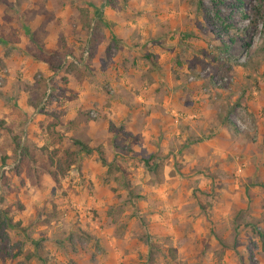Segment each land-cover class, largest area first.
Wrapping results in <instances>:
<instances>
[{"label": "rangeland", "instance_id": "374dc122", "mask_svg": "<svg viewBox=\"0 0 264 264\" xmlns=\"http://www.w3.org/2000/svg\"><path fill=\"white\" fill-rule=\"evenodd\" d=\"M107 1L111 8H121L125 5L124 0ZM201 1L211 9L208 0ZM226 1L239 5L236 10L230 5L218 7L225 23L231 25L229 33L234 37L229 52L224 55L216 49L218 42L209 32L201 9L196 6L197 0H193L188 1V4L190 8L196 9V38L200 42L198 54L192 56L190 53H177L171 58L176 64L183 61L187 64L183 77L204 78L200 88L208 89V92H204L207 99L214 95L213 78L218 81L216 85L220 88L219 92L214 90L215 93H224L228 97V94L241 89L240 83L234 81L236 77H264V0ZM0 4L5 7L3 21L0 22V41L11 44L19 41L17 30L19 34L21 26L18 18L21 15L24 16L21 18L23 23L32 22V41L39 43L41 38L47 36L49 30L55 33L56 48L49 49L53 52L49 57L55 69L47 68L58 74L55 78L51 77L49 82H44L42 77H34L29 86V89L33 90L27 105L32 107L31 112L27 115L14 113L9 123L11 127L5 124V128H0L10 140V145L4 144V138L0 141V166L5 162L4 155L7 159L5 164L9 167L5 174H0V210L7 207L10 209L7 214L10 225L4 228V235L0 239V264H24L18 255L24 244L22 239L35 231L37 233L38 222L51 219L59 223L53 240L58 241L61 248H81L84 243H89L99 249L96 234H101L105 239L112 236L121 237L126 231H130L140 236L147 246L145 264H264V252L260 249L261 239L257 235L259 232L264 233V200H260V193L264 192L263 152H259L257 156L253 152L247 162L240 161L241 157L236 159L234 169L230 173L232 178L227 181L228 179L217 177L215 172L208 170L210 166L205 164L200 163L199 167L203 173L206 171V178L191 177L192 174L184 170L186 163L165 161L163 158L155 161L153 157L145 154L137 155L128 146H118L119 155L109 162L101 163L107 166V170L101 178L102 188L97 192L92 182L81 177L75 168L77 160L81 157L80 153L85 152L72 142L73 138L68 135L67 127H64L68 124L69 129H72V124L66 123L65 114L68 111L59 110L57 114L56 109H62L64 103L66 75L70 71L76 72L75 76L80 73L73 59L76 63L81 62L83 69L89 73L97 67H88L84 59H90L91 54L98 49L94 46L100 42L93 47L89 43L90 27L93 30L92 39L94 34L100 36L96 30L98 22H91L84 0H0ZM149 4L152 5L153 2ZM79 8L87 10L88 30L81 29ZM122 9L128 10L127 7ZM36 15L40 18L35 21ZM2 29L11 33V36L4 34ZM14 37L17 41H13ZM24 37L26 38V35ZM21 47L29 56L39 54V51L30 48L33 46L28 43L21 44ZM83 57L85 58L82 59ZM100 85L106 90L105 86ZM52 108L55 113L47 111ZM35 113H43L44 116L34 122ZM84 115L89 119L95 117L94 114L93 117L90 115L89 110ZM0 120H3L2 117ZM25 121L29 124L27 123L24 129ZM227 122L234 130L242 129L234 117L227 119ZM33 124L39 125L41 129H30ZM251 124L253 125V122L248 118L247 126L251 127ZM9 132L17 137V141L11 138ZM119 136L123 141L129 139L123 132ZM21 146L26 148L28 154L20 161L18 152ZM4 149L9 150L8 156L3 153ZM63 150L73 153V162L60 174ZM245 150L244 147L241 152ZM234 151L235 154L239 153L237 149ZM96 154L102 157L99 147L96 148ZM49 172L55 173L54 181ZM42 173L49 177L45 182V189L48 191L45 196H40L44 189L39 191L37 195L40 196L38 201L41 205L33 207L26 220L20 221L15 211L19 210L17 205L20 204L16 195L19 190L17 188L24 186V193L30 189L27 194L30 195L34 186L36 188L44 184ZM213 173L215 179L210 177ZM205 179L209 184L203 181ZM73 180L77 181L74 184H77V190L82 193L67 191L72 188L70 181ZM27 182L29 184H25ZM227 184L232 185L234 194L231 204L232 226L222 224L224 221L220 216V224L217 227L218 223L213 220L211 211L212 196L215 195L213 188H225ZM29 185L33 187L29 188ZM252 186H256V190H252ZM97 200L102 204L96 206ZM58 202L63 206L58 210L53 209L51 204L57 205ZM197 215L204 218L202 222L194 225L193 218ZM189 217L190 222L182 221ZM195 229L200 231L199 234H195ZM175 233L180 234V239L173 244L171 238ZM226 234L230 235L229 240L227 236L223 238ZM56 243L54 241V244ZM31 244L34 250L38 249L37 244ZM178 247L181 248L180 251H177ZM226 250L231 251L228 254Z\"/></svg>", "mask_w": 264, "mask_h": 264}, {"label": "crops", "instance_id": "0c3cea01", "mask_svg": "<svg viewBox=\"0 0 264 264\" xmlns=\"http://www.w3.org/2000/svg\"><path fill=\"white\" fill-rule=\"evenodd\" d=\"M84 1L91 22L99 24L96 30L100 36L94 34L93 39V30L89 28V43L92 47L100 43L94 46L98 49L91 54L90 59H82L88 67H97L89 73L83 69L81 62L76 63L73 59L80 73L75 76L76 72L70 71L66 75L64 103L62 109H56V113L59 110L68 111L65 114L66 123L72 124V129H69L68 124L64 127H67L68 135L73 138L72 142L80 141L90 149L84 151L85 154L80 153L75 168L81 177L92 182L97 192L102 188L101 178L107 170L103 164L119 155L118 146H128L132 152L153 157L155 161L163 158L165 161L186 163L184 170L191 173V177L206 178V171L203 173L199 167L200 163L205 164L217 177L227 181L232 178L230 173L236 159L241 157L240 161L247 162L253 152L256 156L263 152L264 157V77H236L234 81L240 83L241 89L228 94V97L224 93H215L220 88L216 85L218 81L212 77L214 95L207 99L204 92H208V89L200 88L204 78L183 77L187 64L184 61L176 64L171 60L177 53L198 54V19L196 9L190 8L188 4V1L193 0H124L125 5L122 7L128 10L111 8L107 0ZM151 1L152 5L149 4ZM4 12L5 7L0 4V22L3 21ZM21 18L24 16L18 18L21 26L19 34L17 30L19 41L12 44L0 41V117L6 125L12 121L14 113L27 115L31 112L32 107L27 105L33 90L29 86L34 77H42L44 82H49L51 77L58 75L56 71H49L44 62L29 56L21 47V44L28 43L33 46L30 48L37 50L39 46L47 51L55 49V33L49 30L39 43L34 42L30 33L32 22L23 23ZM34 18L36 21L40 17L36 15ZM76 29L79 30L78 27ZM100 84L109 90H104ZM54 110L47 111L55 113ZM88 110L90 115H95L93 119L84 115ZM33 116L36 122L44 114L35 113ZM232 116L242 129L237 131L230 126L227 119L231 120ZM248 118L253 122L251 127L247 126ZM27 123H23L24 129ZM33 128L41 129L39 125H30V129ZM121 132L130 140L123 141L119 136ZM2 138L5 145H10L9 136L0 129V141ZM97 147L102 150V157L97 156ZM244 147L245 152H241ZM236 149L239 153L235 154ZM3 153L8 156L9 150L4 149ZM3 160L7 161L4 155ZM5 162L0 166V174H5L9 168ZM215 173L210 177L215 179ZM48 178L47 174L42 173L44 184L36 188L34 186L30 195H27L30 189L24 193V186L17 188L16 195L22 205V209L15 210L18 220H26L33 207L41 205L38 197L46 195L48 190L45 189V182ZM203 181L209 184L208 180ZM74 182L77 181H70L74 190L69 188L67 191L79 192ZM231 187V184H227L225 188H213L215 195L212 196L211 211L213 220L218 223L217 227L220 216L224 221L222 224L232 226L231 204L234 194ZM252 187V190H256V186ZM41 189L44 190L39 196L37 194ZM260 195L263 201L264 192ZM96 203V206L102 204L98 200ZM51 205L55 210L63 206L59 202ZM196 217L193 218L195 223L193 221L191 224H198L204 218L202 215ZM190 220L189 217L182 221ZM58 224L54 219L38 222L37 233L35 231L22 239L24 244L18 255L24 264H145L147 246L135 233L126 231L121 237L105 239L98 233L95 239L99 249L89 243H84L81 248H61L58 241L53 240ZM199 232L195 229V234ZM179 235L173 234V244L180 239ZM226 236L229 240L230 235L226 234L223 238ZM54 241L57 243L54 244ZM31 243L37 244L38 249L34 250ZM180 250L178 247L177 251ZM230 251L226 250L228 254Z\"/></svg>", "mask_w": 264, "mask_h": 264}, {"label": "trees", "instance_id": "16d2710c", "mask_svg": "<svg viewBox=\"0 0 264 264\" xmlns=\"http://www.w3.org/2000/svg\"><path fill=\"white\" fill-rule=\"evenodd\" d=\"M208 2L210 4L211 9H213V11H211L209 7L204 6L201 0H197L196 6L197 8L201 9L202 18L205 21L206 25L208 26L209 32L211 33V35H213L216 38L218 42V45H216V49H218V51L221 54L226 55L229 52L230 45L233 42L234 37L231 35V33H229L231 25L229 23H225V18L221 17L220 10L218 9V7L222 5H227V6L230 5L236 10L239 8V5L238 3L232 4L231 2H228L226 0H208ZM78 12L80 16L81 29L88 30L89 22L87 20V10L79 8ZM3 33L9 37L11 36V33H9L6 30H3ZM12 39L13 41H17L15 37ZM37 48L39 54L30 55V56L35 60L44 62L50 70H54L55 67L53 66L49 57L50 54L53 52L49 50L47 51L41 46ZM0 128H5V122L3 120H0ZM9 134L14 141H17V137L15 135L12 136L10 132ZM73 143L79 145V147H81V149L85 152H88L90 150L84 143L80 141L73 140ZM18 154L21 157L20 159L21 161L24 155L27 156L28 153H26V148L21 146ZM62 155H63L61 158L62 168L59 169L60 174H63L65 170L69 167V165L73 162L71 158L73 153L71 151L63 150ZM67 158H69V160ZM101 162H103L102 159ZM49 175L51 179L54 181L56 178L55 173L49 172ZM17 209L19 210L22 209V205L20 204L17 205ZM9 210H10L9 207L0 210V239H2L4 235V228L10 225V219L8 218L7 215ZM257 235L261 239L260 249L261 251L264 252V233L259 232L257 233Z\"/></svg>", "mask_w": 264, "mask_h": 264}]
</instances>
